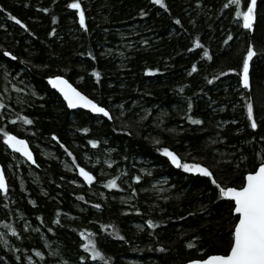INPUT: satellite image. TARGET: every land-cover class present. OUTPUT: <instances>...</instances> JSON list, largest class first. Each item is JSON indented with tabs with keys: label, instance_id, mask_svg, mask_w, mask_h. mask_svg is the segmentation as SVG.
<instances>
[{
	"label": "trees",
	"instance_id": "obj_1",
	"mask_svg": "<svg viewBox=\"0 0 264 264\" xmlns=\"http://www.w3.org/2000/svg\"><path fill=\"white\" fill-rule=\"evenodd\" d=\"M68 2L0 0V128L27 140L36 161L22 162L0 133L8 184L0 192V264H176L205 253L224 254L229 202L217 199L207 177L177 168L156 148L168 147L182 161L204 164L229 186L239 184L257 153L264 155V56L250 62L248 89L239 85L238 72L226 71L241 65L249 40L258 52L264 50V18L249 33L234 16V6L223 7L227 0H165L167 11L150 0H81L85 30ZM258 3L264 17V0ZM141 9L146 16L139 15ZM229 32L233 39L224 45ZM195 40L200 46L192 48ZM203 48L211 60L203 57ZM194 62L197 70L189 74ZM149 67L160 71L146 73ZM49 75L66 77L113 119L68 109L49 87ZM213 76L217 79L209 84ZM247 96L256 129L247 120ZM186 115L201 123H191ZM22 116L32 123H23ZM91 139L98 141L95 147ZM85 156L96 164L86 163ZM74 158L96 178L91 184L78 175ZM134 175L141 179L132 180ZM113 177L119 187L106 188ZM148 219L163 223L148 228ZM109 224L113 227L101 228ZM81 230L94 233L103 259L79 247L85 242ZM158 245L167 251H157Z\"/></svg>",
	"mask_w": 264,
	"mask_h": 264
},
{
	"label": "snow or ice",
	"instance_id": "obj_2",
	"mask_svg": "<svg viewBox=\"0 0 264 264\" xmlns=\"http://www.w3.org/2000/svg\"><path fill=\"white\" fill-rule=\"evenodd\" d=\"M55 2V0H53ZM154 5H159L161 8L168 10V5L165 3V0H150ZM197 4L200 3V0H196ZM243 3L246 7H242V0H227V3L223 5L224 8H230L234 6V16L239 18V22L242 24V27L247 30L249 33H253L256 28V24L264 17L260 14V5L258 0H243ZM67 9L75 10V16L78 17V22L80 28L87 30L85 23V12L81 5V0H70L66 5ZM2 10V9H0ZM41 11L48 13V8H42ZM11 20L15 21L16 24L20 25L25 31H28V27L24 22L17 18V16L8 13ZM140 16H146L147 12L144 9L139 11ZM57 20L56 16H52V21ZM177 24L180 23L179 19L175 21ZM4 25L0 24V28ZM55 29L48 33L49 36L53 35ZM233 39L232 33L229 32L227 37L224 40V45H227L229 41ZM147 43V41H143ZM200 46V41L195 40L192 43V48H197ZM191 51V49H189ZM3 55L5 57H11L13 60L17 59L12 52L4 51ZM87 55L91 56L92 53L89 52ZM203 57L211 60L212 56L209 53L207 48H203L202 52ZM258 56H264V50L260 52L257 51L253 42L249 40L247 43L246 50L242 55V63L238 68L229 67L227 68L228 73H239V85H242L244 89L250 87V68L251 61ZM197 70V65L194 62L191 65V70L189 74ZM92 75L99 78L100 73L93 68ZM146 73H155L160 71L158 68H145ZM220 75H225V72H221ZM48 84L53 88L58 90L60 95L63 97L64 101L67 103L69 108H75L81 106L85 109H90L92 113L102 114L104 117H107L109 120H112L113 117L110 115L109 110L106 107L101 106L94 99H90L89 96L85 95L82 91H79L76 87H73L72 84L64 78L63 75H49L46 77ZM217 77L213 76L211 79H208V83L211 84ZM36 95V93H33ZM0 107H3L0 104ZM188 111L192 109V102L189 99L187 104ZM247 120L249 121V126L252 129L258 127L257 120L254 118V105L250 96L245 97L244 104ZM123 115V113H121ZM25 124H31L32 121L28 116L18 117ZM186 119L193 124H200L199 119H195L192 115H186ZM82 132H87V128L80 129ZM0 133L3 134V142L7 145L8 148L13 149L16 152L21 153L28 161L33 164L36 161L33 159V154L29 150L28 142L25 139L19 138L18 136L12 134L10 131H6L4 128H0ZM54 140H59L55 134H53ZM264 140V137H261ZM90 145L95 147L98 143L97 140L91 139L88 141ZM62 148H65V151L69 156H72V153L67 150V148L61 144ZM156 151L162 153L165 157L168 158L170 163L177 168L183 169L188 173H199L207 177L211 184L215 186L217 199H226L229 202V216L230 220V231L228 238V245L224 254H213L205 255L202 258H193L185 261V264H264V155L257 153V160L253 162V166L242 174V179L239 184L235 186H229L227 183H221L214 176V173L202 163H192L182 161V158L175 152L170 150L168 147H157ZM241 159H246L242 157ZM107 162V161H106ZM72 163L75 165V168L78 170V173L83 180L88 184H91L94 179V175L91 171L86 170L84 167L76 163L75 158ZM110 163V162H108ZM143 171V170H142ZM134 181H139L141 177L139 175H134L131 178ZM76 183V181H73ZM6 178L3 170H0V192H5L7 190ZM105 187L112 189L118 188L119 185L116 183V178L113 177L105 183ZM135 192V189L132 190ZM78 199L83 200V196H79ZM30 203H35V201H29ZM95 208L99 209L100 204H95ZM59 213V210H57ZM135 211L139 213L141 210L136 208ZM203 211V209H201ZM189 215H191L189 213ZM39 219V217H37ZM53 223H59L58 220H53ZM148 228L157 227L158 223H163V221H153L148 219L144 222ZM8 231L16 234V229L11 225H8ZM112 225H101L102 229L112 228ZM141 227V225H137ZM49 232L52 231L51 228L48 229ZM94 233L86 232V230L80 231V236L84 238L85 242L79 245L80 248L85 249L93 259H103L101 251L98 249L96 242L92 239ZM119 235V233H116ZM120 239H123L121 236ZM197 237H193V240H197ZM188 248H192L193 244L191 242L187 243ZM157 251H167V249L158 245L156 248ZM36 256H42L43 254L39 250H34ZM203 251V249H201ZM19 259V257H17ZM31 259V257H29ZM81 261L85 260V257L82 255L79 258Z\"/></svg>",
	"mask_w": 264,
	"mask_h": 264
},
{
	"label": "water",
	"instance_id": "obj_3",
	"mask_svg": "<svg viewBox=\"0 0 264 264\" xmlns=\"http://www.w3.org/2000/svg\"><path fill=\"white\" fill-rule=\"evenodd\" d=\"M65 79H67L66 77H64ZM68 80V79H67ZM70 84H72L70 81H68ZM72 86L73 87H75L73 84H72ZM49 87L52 89V90H54V91H56L57 92V94L61 97V99H62V101L64 102V104L67 106V103L64 101V99H63V97L60 95V93L58 92V90H56L55 88H53L50 84H49ZM77 88V87H76ZM78 89V88H77ZM79 90V89H78ZM80 91V90H79ZM86 95V94H85ZM90 98V97H89ZM91 99V98H90ZM67 108L68 109H71V110H75V109H82V110H84V111H87V112H90L91 114H94V115H98V116H102V117H104L102 114H97V113H92L91 112V110L90 109H85V108H83V107H81V106H77V107H75V108H69L68 106H67ZM105 118H107V117H105ZM108 119V118H107ZM15 135V134H14ZM17 136V135H16ZM19 138H21V137H19ZM22 139H24V138H22ZM27 141V140H26ZM28 142V141H27ZM7 146V145H6ZM28 147H29V150L32 152V154H33V159H34V153H33V151H32V149H31V147H30V145H29V143H28ZM10 149V148H9ZM11 151H13L14 153H16V154H18V155H20L21 157H23L29 164H31V165H33V163L32 162H30V161H28L21 153H19V152H16V151H14L13 149H10ZM0 170H3L4 171V169H3V166H2V164L0 163ZM87 170V169H86ZM4 174H5V172H4ZM79 174V173H78ZM80 176V175H79ZM5 178H6V184H7V177H6V175H5ZM80 178L82 179V181L84 182V183H86V184H88L87 182H85L84 180H83V177H81L80 176ZM7 186H8V184H7ZM215 254H221V253H215ZM210 255H213V254H210ZM176 264H185V262H181V263H176Z\"/></svg>",
	"mask_w": 264,
	"mask_h": 264
},
{
	"label": "rangeland",
	"instance_id": "obj_4",
	"mask_svg": "<svg viewBox=\"0 0 264 264\" xmlns=\"http://www.w3.org/2000/svg\"><path fill=\"white\" fill-rule=\"evenodd\" d=\"M38 153H39V155L41 156V157H44L45 155H47V153L43 150V149H41V150H38ZM35 158V157H34ZM85 159H86V163H88V164H90V165H95L96 164V161H92V160H89V157H87V156H85ZM21 161L22 162H27L25 159H23L22 157H21ZM63 164H64V166L65 167H67V169L68 170H72L73 169V166L70 164V163H68L67 161H64L63 160ZM11 167V166H10ZM11 169H12V167H11ZM15 175V174H14ZM157 185H159L157 182H153V186L155 187V186H157Z\"/></svg>",
	"mask_w": 264,
	"mask_h": 264
},
{
	"label": "bare ground",
	"instance_id": "obj_5",
	"mask_svg": "<svg viewBox=\"0 0 264 264\" xmlns=\"http://www.w3.org/2000/svg\"><path fill=\"white\" fill-rule=\"evenodd\" d=\"M71 110V109H70ZM76 110V109H75ZM82 110V109H81ZM8 148V147H7ZM23 158V157H22ZM24 159V158H23ZM34 160H35V158H34ZM79 175V174H78Z\"/></svg>",
	"mask_w": 264,
	"mask_h": 264
}]
</instances>
